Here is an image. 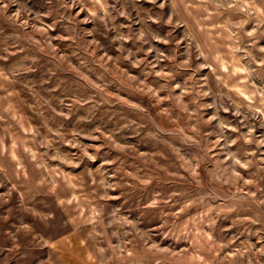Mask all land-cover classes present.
I'll list each match as a JSON object with an SVG mask.
<instances>
[{
  "label": "rangeland",
  "instance_id": "374dc122",
  "mask_svg": "<svg viewBox=\"0 0 264 264\" xmlns=\"http://www.w3.org/2000/svg\"><path fill=\"white\" fill-rule=\"evenodd\" d=\"M0 264H264V0H0Z\"/></svg>",
  "mask_w": 264,
  "mask_h": 264
}]
</instances>
